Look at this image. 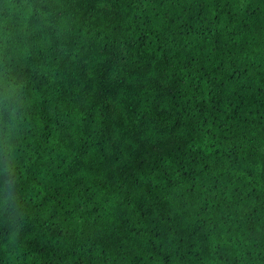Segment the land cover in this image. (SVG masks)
I'll return each mask as SVG.
<instances>
[{
  "label": "trees",
  "instance_id": "obj_1",
  "mask_svg": "<svg viewBox=\"0 0 264 264\" xmlns=\"http://www.w3.org/2000/svg\"><path fill=\"white\" fill-rule=\"evenodd\" d=\"M0 264H264V0H0Z\"/></svg>",
  "mask_w": 264,
  "mask_h": 264
}]
</instances>
